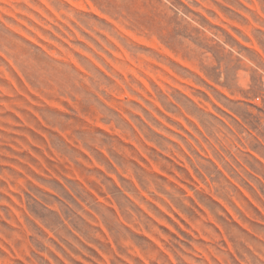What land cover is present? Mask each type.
<instances>
[{
	"label": "rangeland",
	"instance_id": "obj_1",
	"mask_svg": "<svg viewBox=\"0 0 264 264\" xmlns=\"http://www.w3.org/2000/svg\"><path fill=\"white\" fill-rule=\"evenodd\" d=\"M264 0H0V264H264Z\"/></svg>",
	"mask_w": 264,
	"mask_h": 264
},
{
	"label": "built area",
	"instance_id": "obj_2",
	"mask_svg": "<svg viewBox=\"0 0 264 264\" xmlns=\"http://www.w3.org/2000/svg\"><path fill=\"white\" fill-rule=\"evenodd\" d=\"M261 100L264 101V97H261V96L256 97V101H261Z\"/></svg>",
	"mask_w": 264,
	"mask_h": 264
}]
</instances>
